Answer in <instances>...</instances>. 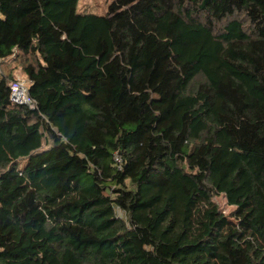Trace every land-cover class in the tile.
I'll use <instances>...</instances> for the list:
<instances>
[{"label":"trees","instance_id":"trees-1","mask_svg":"<svg viewBox=\"0 0 264 264\" xmlns=\"http://www.w3.org/2000/svg\"><path fill=\"white\" fill-rule=\"evenodd\" d=\"M79 1L0 0V264H264V0Z\"/></svg>","mask_w":264,"mask_h":264},{"label":"rangeland","instance_id":"rangeland-1","mask_svg":"<svg viewBox=\"0 0 264 264\" xmlns=\"http://www.w3.org/2000/svg\"><path fill=\"white\" fill-rule=\"evenodd\" d=\"M112 1L113 0H80L78 10L80 13L84 14L105 15ZM10 61L11 59L8 60V62ZM16 78L23 82L25 81L28 85L27 79L21 74L20 70L16 72ZM215 200L224 214L229 215L233 211V208L227 205L224 197H218Z\"/></svg>","mask_w":264,"mask_h":264},{"label":"built area","instance_id":"built-area-1","mask_svg":"<svg viewBox=\"0 0 264 264\" xmlns=\"http://www.w3.org/2000/svg\"><path fill=\"white\" fill-rule=\"evenodd\" d=\"M10 100L13 104L27 106L29 109L34 110L36 104L29 95L28 85L22 80L17 79L10 86ZM114 160L118 166V169H122V160L120 156L115 155ZM116 216L119 219H126V214L119 208L116 209Z\"/></svg>","mask_w":264,"mask_h":264}]
</instances>
